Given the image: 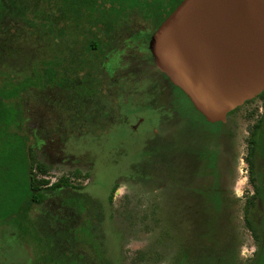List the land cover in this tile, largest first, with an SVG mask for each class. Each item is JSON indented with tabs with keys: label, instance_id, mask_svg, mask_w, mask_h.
<instances>
[{
	"label": "rangeland",
	"instance_id": "rangeland-1",
	"mask_svg": "<svg viewBox=\"0 0 264 264\" xmlns=\"http://www.w3.org/2000/svg\"><path fill=\"white\" fill-rule=\"evenodd\" d=\"M125 26L119 50L125 48L131 37L142 41L130 42L133 46L130 55L120 57L122 60L119 57L114 59L115 66L134 55L129 73L114 78L121 90L118 102L130 97L134 105L150 108L146 118L141 114L144 110L128 118L138 138L135 147L120 142L121 134L115 132L110 136L112 142L103 143L92 142L87 135L84 138L89 142L87 149L75 146L73 141L66 144L57 138L53 145L46 144L49 138L53 139L51 126H56L59 120L65 126L72 119L75 122L69 126L89 125L79 118L78 109L72 105L81 101L80 93L87 97L92 90L95 82L93 70L100 58L95 60L96 57L90 54L95 56L101 52L97 46L94 50L84 51L90 52L88 61L86 58L85 62L77 63V59L72 58L74 69L80 66L84 73L79 76L80 81L73 72L60 73V64L48 80L38 76L40 82L47 84L50 81L53 85L51 98L28 93L25 107H12L9 94L3 90L0 92V248L4 250L1 257L6 261L9 257L18 259L20 254L27 257L29 253L32 258H44L45 264L46 261L47 264H75L73 261L69 263L68 258H75L74 252L77 251L83 253L84 262L89 260L97 264L101 260L109 261L108 264H255L260 249L244 223V206L254 193L245 158L250 132L264 115V101L256 98L247 102L230 114V123L226 126L209 124L197 116L196 124L207 135L204 138L209 144L206 142L203 149L199 146L194 149L197 141L193 142L191 135L184 132L178 133L183 127L173 131L169 127V117L163 118L162 109L177 105L182 96L173 90L167 96L169 88L161 75L148 63H142L154 32L143 23L126 22ZM135 31L138 32L132 35ZM26 41L22 46L0 41V82L4 85L10 80H5L7 76L3 72L22 78L30 67L31 55L27 50L32 43ZM78 51L72 49L73 57ZM107 87L106 79L101 77V91L109 93V100L115 101L113 87L110 91ZM67 104L71 107L67 108ZM72 114L75 117L71 118ZM143 123L153 124L155 139L162 138L153 142L149 128L146 130ZM27 128L32 141H28ZM27 146L33 149L38 163L47 167L46 175L35 173L37 178L56 182L66 177L71 185L61 189L58 197L47 193L43 212L54 209L56 199L62 196H88L90 208L94 210V218L90 221L92 227L98 228L97 245L101 242L105 245L107 238L104 236L111 235V239H107L106 254L98 253L93 236L87 233L77 235L76 240L82 242L80 245H70L69 242L73 241L69 237L67 243L61 241V247H56L55 252L51 250L48 239H43L38 232L42 228L46 233L45 225L34 223V215L40 214L42 208L35 207L33 216H29L26 209L31 195ZM232 155L235 169L228 181L224 166ZM102 182H107V187ZM114 184H119V188L108 202ZM194 189L197 193L191 192ZM199 191L203 194L200 195ZM101 207L105 208L102 218L97 212ZM250 216L254 223L261 224L260 203ZM59 217L66 218V215L61 213ZM49 222L59 231L65 227L61 221ZM79 226L78 223L73 225L75 228ZM102 230L105 235L101 237ZM8 234L9 238H6ZM19 234L26 241L23 251L19 242H15ZM39 238H42L40 245H36Z\"/></svg>",
	"mask_w": 264,
	"mask_h": 264
},
{
	"label": "trees",
	"instance_id": "trees-1",
	"mask_svg": "<svg viewBox=\"0 0 264 264\" xmlns=\"http://www.w3.org/2000/svg\"><path fill=\"white\" fill-rule=\"evenodd\" d=\"M181 1L182 0H0V41H4V44H6L5 41H10L14 43V45L19 46L24 45L22 44L24 40L32 43V46H29V50H27V53L31 55V65L25 72V75L22 78L16 75L20 78H15L14 75L3 72V75L7 76L5 80L10 81L5 85L0 82V92L3 90L9 94L8 101L12 107H25L27 101L25 97L28 93L35 94V96L38 97L51 98L50 92L53 91V85L50 84V81H48L47 84L42 80L40 82L38 76L41 75L43 79L48 80L54 73L55 67L60 64V66H58L60 73L68 70L69 72H73L75 78L80 81L79 76L84 75V73L80 66L74 69V61L72 58H75V60L77 59V63L85 62L86 58L88 61V54L90 52L85 53L84 51L86 49L90 51L94 50L97 46L96 49H100L101 52L98 51L95 56L90 54L91 57H96L95 60L100 58L96 63V68L93 70L95 71V82L91 88L92 90H90L87 97L80 93L82 96H80L81 101L77 102L78 104L72 105L79 109V118L81 117L82 120L86 119L89 125L86 127L75 124L69 126L70 123L67 121L69 124L65 126L59 120L56 126H51L53 130L51 134L53 139L49 138L46 144L48 146L53 145L54 139L57 138L59 141L66 144L73 141L75 146L87 149L86 147L89 142L84 140L87 135H90L92 142L99 141L98 143H103V141L112 142L110 136L115 132V134H121L120 142L128 146L131 144V148H133V136L131 134L132 130L129 127L128 117H131L135 112L134 103L130 97L129 100H123V102L120 103V105H124L126 108L122 115V122H118V114L120 111L119 108L116 107L119 104L118 97L116 94H113L115 101H111L109 100L110 94L101 91V77L106 79L108 91L112 90V85L115 86L113 87L114 91H118L117 88L119 84H116L114 78L129 73L134 55L131 56L133 58L125 59L121 62H117L118 60L116 59L117 65L115 64V66L114 59L119 57V60H122L123 57L130 55L131 51H133V46L131 47L129 43L132 42L135 44L142 40L138 41V38L131 37L129 38V42L126 43L125 48L119 50L122 36L126 30V22L143 23L149 30L155 32ZM136 32L138 31L133 32L132 35ZM72 49H79L74 57L71 53ZM147 52L149 53L148 47ZM149 59L150 64L154 65L153 57L150 53ZM55 62L58 64L56 65ZM77 65L78 64H75V66ZM153 67L156 69L155 66ZM160 74L164 77L166 86L169 88L167 96L172 90L178 92L182 96L181 100L178 101V106L173 105L172 109L181 112L182 116L187 118L189 122L184 119V117L181 118V120L183 119L187 123L192 124L193 127L200 129L196 124L198 120L197 116L207 122L204 116L194 108L188 97L179 88L171 84L164 74ZM62 94L65 95V93ZM27 98H30V96L28 97L27 95ZM258 98L264 101V92ZM1 103L2 101H0V105ZM70 103H72V101ZM65 104L66 103L63 105ZM70 107L71 104H67V108ZM171 123L174 124L175 122L171 120ZM115 124L117 126H115ZM26 131L28 141H32L33 138L32 134H30V130L27 128ZM59 141L55 142L54 145L59 143ZM27 152L31 191L27 211L30 213L29 216H33L35 212L32 213V211H34L36 206L41 205L45 201V195L47 193L59 194L61 189L71 187V185L66 177H62L56 182L37 178L35 173L39 172L46 175L48 173L47 167L42 163H38L35 157L36 155L30 146H27ZM245 162L248 166L249 181L253 187L254 193L248 197L244 207V223L252 239L258 243L260 249L255 264H264V115L255 123L250 132ZM115 180L117 179L114 178V181ZM102 183L108 184L107 182ZM118 188L119 184H114L111 188L112 192L108 196V202L112 201L113 195ZM88 200L87 197L80 195L77 197L62 196L59 198V202H61L62 205L73 206L75 212L81 218H86V220H82V223L85 224H81L76 228L73 227L74 223L70 214L66 215V218H60L59 221L65 226L60 232H63L65 235L67 233L68 235H70V233H75L76 237L83 232L87 233L89 236H93L92 241L95 246V239H99L96 234L98 228L94 227V225L92 227V221H88V216L90 219L94 218V216L92 217V214H94L93 208H88V206L87 209L84 208ZM257 203L261 205V224L254 223L250 216L251 211L256 207ZM97 212L98 216L102 218L103 213H105V208H98ZM106 213L108 214V209H106ZM36 216L37 214H35L33 218ZM100 235L101 237L105 235V231L102 230ZM104 238L109 240L111 239V235L107 233ZM107 239L105 245L101 242L98 246L96 243L95 247L99 249L98 253L106 254L105 250H107L108 247ZM48 245L51 248V242ZM110 255L112 256V254ZM115 255H117V252H115ZM49 256L51 255L49 254ZM74 256L75 258L71 256L68 258L69 263L73 261L76 262L75 264H97L89 260L88 262H84L86 258L82 256V254H75ZM51 257L53 258V256ZM36 259L37 260L33 263L45 264L44 258ZM107 262L109 261L101 260L98 264H108Z\"/></svg>",
	"mask_w": 264,
	"mask_h": 264
},
{
	"label": "water",
	"instance_id": "water-1",
	"mask_svg": "<svg viewBox=\"0 0 264 264\" xmlns=\"http://www.w3.org/2000/svg\"><path fill=\"white\" fill-rule=\"evenodd\" d=\"M149 50L207 122L225 123L264 92V0H182Z\"/></svg>",
	"mask_w": 264,
	"mask_h": 264
},
{
	"label": "flooded vegetation",
	"instance_id": "flooded-vegetation-1",
	"mask_svg": "<svg viewBox=\"0 0 264 264\" xmlns=\"http://www.w3.org/2000/svg\"><path fill=\"white\" fill-rule=\"evenodd\" d=\"M148 50H149V47H148ZM149 53L151 54V52H150V50H149ZM149 53L148 52H146V57L145 58H143V60H144V62H142V63H148L149 65H150V59H149ZM152 55V54H151ZM146 59L148 60V61H146ZM160 74V73H159ZM161 77H162V79L164 80V77L161 75ZM117 90L118 91H115V93H116V95H117V97H118V95L120 94V91L121 90H119L118 88H117ZM76 104H78V103H76ZM134 105V104H133ZM117 108H119V114H118V122H122L121 121V119H122V115H123V113H124V109L126 108V106H122V105H120V103L116 106ZM129 107V106H128ZM129 108H131V107H129ZM134 108H135V112H134V114H133V116H135V115H137L140 111H142V110H144L141 114H142V116H143V118H146L147 117V114H148V112H150V108L149 107H141V106H136V105H134ZM131 109H133V108H131ZM79 110V109H78ZM54 112V111H53ZM162 112L163 113H165V114H163V118H165V119H167L168 117H169V119H170V123H171V120H173L175 123L174 124H168V121H166V127H167V124L169 125V127H171V126H175V128L176 127H183V129H182V131H181V133H186L188 136L189 135H191V137H192V139H193V142H196L197 141V143H198V145H197V143H195L194 145H193V147H194V149H198V146L200 147V148H204L203 147V145H205L206 144V142H207V144H209V141H207V138H206V141H205V138L204 137H206L207 135H205L203 132H202V130L201 129H199V128H197V127H193L192 126V124H190V123H187L186 121H184L183 119L181 120V118H183L184 116H182V113L181 112H179L178 110H175V109H172V106L171 107H166V108H164V109H162ZM53 117H54V115H53ZM73 117H75L73 114H72V116H71V118H73ZM117 117V116H116ZM228 118H229V116H228ZM178 119H180V120H178ZM184 119H186L187 121H188V119L187 118H185L184 117ZM85 121H87L86 119H85ZM69 123H71V122H75V119H72V120H70V121H68ZM189 122V121H188ZM230 122H229V120L227 119V121L225 122V123H221V125L222 126H226V125H228ZM146 127H145V129L147 130V128H149L148 130L151 132V138H153V142H154V140H159V138L161 137V136H158L156 139H155V132H154V130H156V129H154V127L155 126H153V124H145V123H143ZM215 124H218V123H215ZM168 127V128H169ZM142 129H143V126L141 127ZM145 130V131H146ZM153 130V131H152ZM144 131V132H145ZM138 138H137V136H136V138H135V142L133 143V145H134V147H135V144H136V142L138 141L137 140ZM202 141H201V140ZM209 157V156H208ZM233 164H234V155H232V156H229V163L228 164H225V168H224V170L226 171L227 170V173H228V175H229V178H228V181H230V177L233 175V170L235 169V166L233 167ZM232 167H233V169H232ZM227 180V179H226ZM220 186V185H219ZM196 190L197 189H194V190H192L191 192H194V193H197L196 192ZM202 191V190H201ZM201 191H199L200 192V195L201 194H203ZM213 191V193H215L216 194V192H214V190H212ZM216 191H218V190H216ZM223 191H225V189H223ZM217 194L218 195H220V193H218L217 192ZM54 195H56V197H58V196H60L59 194H54ZM80 194H74V195H72V196H74V197H77V196H79ZM221 196V195H220ZM85 197H87L88 199H89V197L88 196H85ZM89 200H88V203L86 204V206L84 207V208H86L87 209V206H88V208H90V204H89ZM246 202H247V200H246ZM46 203V201H44L41 205H39V206H36V208H38V210H41V208H42V211H41V213L39 214V213H37V216L35 217L36 219L34 220L35 222L34 223H36L37 224V226L38 225H45V227H46V233L43 231V229L42 228H40V229H38V230H40V231H38L42 236H43V239H48V243L47 244H49L50 242H51V250L52 251H54L55 252V250H56V247H61V241L63 240V242H65V243H67L68 241V239H69V237L71 238V240L73 241V242H69L70 243V245H72V244H76V245H80V244H82V242L81 241H77L76 239H77V237H76V235H75V233H70V235H68V233L65 235L63 232H60L59 230H56L54 227H52L51 225H52V223L51 222H49L50 220H54V221H56V222H58L59 221V219H60V217H59V215L62 213V216H64V215H68V214H70L71 215V217H72V219H73V223H74V225L76 224V223H78V225H81V224H85V223H82L83 221L82 220H86V218L84 217V218H81L76 212H75V209L73 208V206L71 207V206H64V205H62L61 204V202H59V198L58 199H56V207L54 208V209H52L51 211H46L47 213H45V212H43V208H45L44 207V204ZM85 205V204H84ZM245 205H246V203H245ZM245 207V206H244ZM27 209V208H26ZM33 213V212H32ZM76 216H77V219H76ZM47 217H49V220H47ZM88 221H90V217L88 216ZM249 231V230H248ZM61 233V234H60ZM84 233V232H83ZM63 234V235H62ZM66 236V239L65 238H63V236ZM16 236V235H15ZM24 236H25V234H24ZM6 238H9V234L7 235V237ZM59 238H61L60 240H59ZM42 240V238H39V239H37L36 240V245H40V241ZM15 242H19V244H20V248H21V250H22V248L24 247V249H26V241L24 240L23 241V238L21 237V234H19L18 236H17V241H15ZM87 245H89V243H87ZM1 251L3 252L4 250L3 249H1L0 248V264H33V262L34 261H36L37 259L34 257V258H32V256L28 253V256L27 257H22V255L20 254V257L17 259V258H13V257H9V258H7L6 259V261H4V259L1 257L2 256V254H1ZM23 251V250H22ZM73 252H74V250H73ZM75 254H80V253H77V251H75L74 252V255ZM82 254V256H83V253H81ZM5 257V256H4ZM256 258H257V256H256ZM255 258V259H256Z\"/></svg>",
	"mask_w": 264,
	"mask_h": 264
},
{
	"label": "crops",
	"instance_id": "crops-1",
	"mask_svg": "<svg viewBox=\"0 0 264 264\" xmlns=\"http://www.w3.org/2000/svg\"><path fill=\"white\" fill-rule=\"evenodd\" d=\"M153 64H154V61H153ZM150 66L153 67V66H155V65H151V64H150ZM153 68H154V67H153ZM154 69H155V68H154ZM156 71H157L158 73L160 72L157 68H156ZM160 73H161V72H160ZM159 75H161V74H159ZM132 116H133V115H132ZM132 116H131V117H132ZM128 118H129V117H128ZM170 124H172V123H170ZM129 127H130V129L132 130V133H131L132 136H133V140H132V142L134 143V142H135V138H136V133H135V131H134V129L132 128L131 125H129ZM170 128H172L173 131H174V130H176V128H178V127L175 128V126L173 125V127H170ZM181 131H182V129L179 130L178 133L181 132ZM178 136H179V134H178ZM161 138H162V137H160L159 139H161Z\"/></svg>",
	"mask_w": 264,
	"mask_h": 264
}]
</instances>
